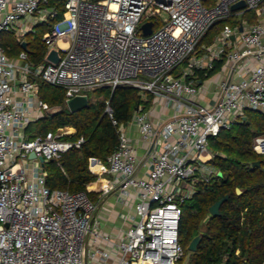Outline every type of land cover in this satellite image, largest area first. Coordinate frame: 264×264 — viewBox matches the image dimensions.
Returning a JSON list of instances; mask_svg holds the SVG:
<instances>
[{
    "label": "built area",
    "instance_id": "obj_1",
    "mask_svg": "<svg viewBox=\"0 0 264 264\" xmlns=\"http://www.w3.org/2000/svg\"><path fill=\"white\" fill-rule=\"evenodd\" d=\"M64 1L63 18L44 36L46 64H32L26 51L10 59L0 45V264H179L181 204L195 194L198 180L219 176L210 166V138L244 122L247 111L264 114V0H217L211 8L210 0ZM240 1L246 8L232 12ZM46 3L0 0V36L27 20L39 25L59 17ZM250 11L254 23L225 26L198 55L215 23ZM162 14L167 19L155 29L154 19ZM146 23L153 24L148 36L142 31ZM17 34L22 38L26 32ZM60 42L67 48H56ZM52 50L59 53L58 63L48 60ZM218 62H224L226 78L206 107L197 102L204 85H198L197 74ZM39 82L64 90L66 104L120 87L155 98V107L138 110L130 124L113 121L119 144L108 158L111 185L136 201V224L123 241L101 232L98 204L86 193L47 187L48 172L39 158L46 165L59 162L85 140H72L71 127L27 139L29 125L52 110L40 98ZM157 104L172 110L169 119L152 121ZM106 113L113 118L109 102ZM130 125L148 146V162L138 158L127 135ZM254 150L264 156V136L255 139ZM33 153L36 159H30Z\"/></svg>",
    "mask_w": 264,
    "mask_h": 264
},
{
    "label": "trees",
    "instance_id": "obj_2",
    "mask_svg": "<svg viewBox=\"0 0 264 264\" xmlns=\"http://www.w3.org/2000/svg\"><path fill=\"white\" fill-rule=\"evenodd\" d=\"M44 6L58 9L60 15L37 25L35 32L26 37L28 60L36 66L46 64L48 47L44 36L53 30L65 13L64 0H47ZM244 21L254 23L255 14L246 13L240 19L229 18L215 23L202 39L198 55L205 53L203 46L213 45L225 26L237 27ZM22 43L23 39L14 31L0 36L1 47L13 60L24 51ZM223 66L224 62H218L213 70L199 71L198 85L201 87L215 77ZM39 84L40 98L51 108L60 107L61 110L45 114L30 124L26 130L27 139L33 140L59 128L71 127L76 130L72 140H85L80 149H73L59 162L46 165V185L52 191L84 192L97 204L101 194L89 191V187L101 177L95 166L101 164L106 167L108 158L118 147V128L113 121L123 126L130 124L138 110L148 112L152 109L155 98L131 87H120L114 92L100 89L95 92L102 97L101 101L90 102L85 110L71 113L65 105L64 90L44 82ZM107 102L113 118L106 113ZM245 115L246 121L210 138L209 148L214 155L210 166L219 172V176L212 177L209 182L198 180L195 194L181 204L179 239L184 257L190 256L189 264H264V156L254 150L255 139L264 136V114L247 111ZM258 161L261 166L253 168L252 164ZM225 196L229 199L222 204L221 215L212 217L210 208ZM198 236L202 240L197 251H189L190 244Z\"/></svg>",
    "mask_w": 264,
    "mask_h": 264
},
{
    "label": "crops",
    "instance_id": "obj_3",
    "mask_svg": "<svg viewBox=\"0 0 264 264\" xmlns=\"http://www.w3.org/2000/svg\"><path fill=\"white\" fill-rule=\"evenodd\" d=\"M36 26L37 25L34 24L33 20H27L22 22L18 26V30L14 32L18 37L19 35L17 34V32H26V35L22 37L23 42H26L27 35L32 33V31L35 30ZM59 47L67 48V43L60 42L59 45L56 46V48ZM225 78L226 73L222 70L215 77H213L209 81L204 82L203 88L201 89L197 97V102L206 107L213 105L216 99V93L218 91L219 84L220 82L225 80ZM65 105L68 108L66 101ZM56 108H59L61 110L60 107ZM172 113V110L165 109L162 104H157L156 111L150 113V118L153 122H157L159 120H167L170 118ZM127 135L137 148L138 158L140 160L145 159V157L147 156L148 146L141 139L137 129L134 126H128ZM145 161L148 162L147 159H145ZM148 165V163L146 166L142 164V166L140 167L139 176L143 177L145 175L148 170ZM107 169L108 165L106 167L101 164L95 166L96 173L101 177L98 179V182L92 184L89 187V191L101 194L98 199V210L96 213V219L99 222V228L101 232L111 236L113 241L120 242L125 239L126 232L136 224V222L132 220V217L136 216V201L133 198L126 199L120 194L117 189H114L112 187V177L108 173ZM106 247H108V245Z\"/></svg>",
    "mask_w": 264,
    "mask_h": 264
},
{
    "label": "water",
    "instance_id": "obj_4",
    "mask_svg": "<svg viewBox=\"0 0 264 264\" xmlns=\"http://www.w3.org/2000/svg\"><path fill=\"white\" fill-rule=\"evenodd\" d=\"M96 1H100V0H96ZM245 8H246V3L244 1H240V2H238L236 4H234L231 7V10H232V12H237V11L243 10ZM142 31H143V34L145 36H148V35L152 34V32H153V24L152 23L144 24L142 26ZM240 32H243V28L240 29ZM233 39H235V38L233 37ZM22 47H23V49L25 51H27V43L26 42L22 43ZM59 59H60V56H59L58 51L57 50H52L50 52L49 56H48V60L50 62H52V63H58ZM67 106H68V109H69V111L71 113H77V112L83 111L89 106V98H88V96H77V97L69 100L67 102ZM243 120L246 121L247 118L244 117ZM30 159H36V154H34V153L31 154L30 155ZM39 160L42 163V166L45 167L46 164L44 163V159L42 157H40ZM260 166H261V162L260 161L255 162V163L252 164L253 168H257V167H260ZM237 192H238V194H241L240 190H238ZM228 199H229V196H225L223 199H221L220 201L215 203L210 208V215L212 217H219L221 215L220 208H221L223 203L228 201ZM201 240H202L201 236L196 237L193 240V242L190 244L189 251L196 252Z\"/></svg>",
    "mask_w": 264,
    "mask_h": 264
},
{
    "label": "rangeland",
    "instance_id": "obj_5",
    "mask_svg": "<svg viewBox=\"0 0 264 264\" xmlns=\"http://www.w3.org/2000/svg\"><path fill=\"white\" fill-rule=\"evenodd\" d=\"M214 1L215 0H210V2L209 3H206V5L208 6V7H212L213 5V3H214ZM247 13H249V15H253L254 13L253 12H247ZM243 16V15H242ZM242 16H236V17H232V18H237V19H240V18H242ZM167 19V15L166 14H162L160 17H157V18H155L154 20H155V22H156V27H155V29H158V28H160L161 26H163V23H164V21ZM223 20H226V19H223ZM33 32H35V30L33 31ZM88 95V97H89V99H90V102H94V103H96V102H98V101H101L102 100V97H98V93H96V92H91V93H88L87 94ZM59 108H52V110H51V112L49 113V114H55V113H57V111L56 110H58ZM59 112V111H58ZM75 129V128H74ZM181 263V262H180ZM179 263V264H180ZM190 263V256L188 255V256H186V257H184V260H183V263L182 264H189Z\"/></svg>",
    "mask_w": 264,
    "mask_h": 264
}]
</instances>
